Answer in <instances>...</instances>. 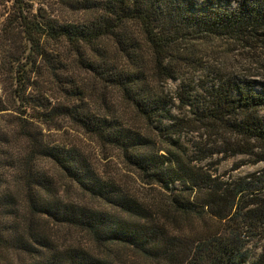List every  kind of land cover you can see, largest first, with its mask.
<instances>
[{"label":"trees","instance_id":"1","mask_svg":"<svg viewBox=\"0 0 264 264\" xmlns=\"http://www.w3.org/2000/svg\"><path fill=\"white\" fill-rule=\"evenodd\" d=\"M26 1L0 28L16 64L0 95V264H264V91L237 74L179 78L195 61L177 44L264 40V0H57L75 13L64 20ZM70 125L116 151L141 188L101 176ZM236 155L233 170L263 165L217 172ZM65 179L92 202L63 195Z\"/></svg>","mask_w":264,"mask_h":264},{"label":"rangeland","instance_id":"2","mask_svg":"<svg viewBox=\"0 0 264 264\" xmlns=\"http://www.w3.org/2000/svg\"><path fill=\"white\" fill-rule=\"evenodd\" d=\"M0 0V28H2L7 14L12 12L13 0ZM196 6L205 7L208 4L217 3L218 5L234 7L236 1L230 0H194ZM4 2L5 4H1ZM5 5V6H4ZM30 12L35 11L38 7H43L47 11L52 10L54 17L64 20L71 19L75 16L74 11L64 5L61 1L57 0H27L25 4ZM1 35V31H0ZM183 49L180 51H186L191 53L194 64L191 68H185L184 73L178 72L179 78L193 77L196 84L201 85L206 82L210 85L215 83V79L221 78L219 81H224L228 76L232 74L238 75V81L240 86L253 85L254 90L257 92L264 91V40L259 41L253 36L239 35V34H223V35H210L201 38H180L177 42ZM2 45L0 41V95L3 94V86L7 87V79L10 78L13 73H9L10 65L13 69L16 68L15 62L8 64L7 54L2 52ZM27 50L22 54L21 61H25ZM4 70L1 67V63L4 62ZM30 63L26 65L29 67ZM215 72L209 74V72ZM207 74V75H206ZM236 79V78H235ZM179 84V80H168L166 87L174 90ZM195 84V85H196ZM191 85H194L192 83ZM203 86L207 87L206 84ZM203 93V89L199 86L196 91H192V95L198 97ZM192 97V96H190ZM13 105V104H11ZM189 107L182 108L183 113H188ZM191 115L190 113H188ZM259 114L264 118V107L260 108ZM9 116L0 114V125L4 123V120ZM66 134L72 138V140L78 144L81 153L88 159L90 164L96 169L98 173L103 177L116 180L119 184L128 186L131 190L140 189L142 184L138 178L127 170L126 164L122 161L116 151H112L109 148L102 147L94 140H91L87 136L83 135L80 131L73 128L71 125L66 126ZM195 133L186 132L183 134L184 145L190 147L192 140H197ZM219 157V156H217ZM244 155H236L222 159L216 166L217 172L223 174L225 177L233 175H242L247 172L258 169L263 163L258 164H244L237 169L233 170V165L239 162L240 159H245ZM204 165H208V161H203ZM62 194H67L66 187L69 188L71 195L80 199L81 201L92 202L91 198L84 194L80 189L75 186H69L68 180H63ZM68 193V194H69ZM83 199V200H82ZM82 241H85V235H80Z\"/></svg>","mask_w":264,"mask_h":264}]
</instances>
